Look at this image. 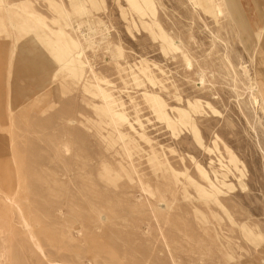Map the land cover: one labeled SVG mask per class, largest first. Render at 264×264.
<instances>
[{"label":"rangeland","instance_id":"rangeland-1","mask_svg":"<svg viewBox=\"0 0 264 264\" xmlns=\"http://www.w3.org/2000/svg\"><path fill=\"white\" fill-rule=\"evenodd\" d=\"M263 22L0 0V264H264Z\"/></svg>","mask_w":264,"mask_h":264},{"label":"crops","instance_id":"crops-1","mask_svg":"<svg viewBox=\"0 0 264 264\" xmlns=\"http://www.w3.org/2000/svg\"><path fill=\"white\" fill-rule=\"evenodd\" d=\"M263 29H264V22H263V27L261 28L260 31L262 32ZM261 32H260V33H261ZM260 33H259V34H260ZM263 39H264V36H263ZM263 42H264V40H263ZM263 44H264V43H263ZM258 85H259V84H258Z\"/></svg>","mask_w":264,"mask_h":264},{"label":"bare ground","instance_id":"bare-ground-1","mask_svg":"<svg viewBox=\"0 0 264 264\" xmlns=\"http://www.w3.org/2000/svg\"><path fill=\"white\" fill-rule=\"evenodd\" d=\"M256 102H258V101H256Z\"/></svg>","mask_w":264,"mask_h":264}]
</instances>
